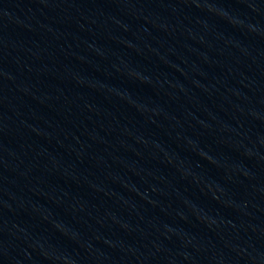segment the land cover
Returning <instances> with one entry per match:
<instances>
[{
    "label": "water",
    "instance_id": "95a60500",
    "mask_svg": "<svg viewBox=\"0 0 264 264\" xmlns=\"http://www.w3.org/2000/svg\"><path fill=\"white\" fill-rule=\"evenodd\" d=\"M96 0H0V264H54L76 88Z\"/></svg>",
    "mask_w": 264,
    "mask_h": 264
}]
</instances>
